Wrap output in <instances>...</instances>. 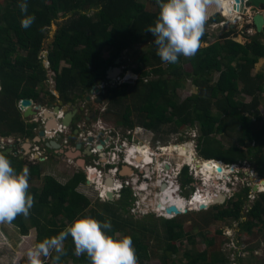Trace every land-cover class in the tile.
Here are the masks:
<instances>
[{
	"label": "trees",
	"instance_id": "16d2710c",
	"mask_svg": "<svg viewBox=\"0 0 264 264\" xmlns=\"http://www.w3.org/2000/svg\"><path fill=\"white\" fill-rule=\"evenodd\" d=\"M3 1L0 2V135L3 137L13 133L24 138L36 135L35 126L23 121L18 103L24 98L39 102L41 90L38 86L49 78L46 62L55 72L57 89L63 94L79 87L82 92L90 91L92 85L106 80L108 69L116 66L115 61L121 60L125 51L154 41V36L146 29L154 25L159 12L157 0H26L28 14L34 15L35 21L24 28L21 26L24 14L18 7L20 0ZM147 2L157 10H149ZM65 16L66 20L49 46L45 47L47 29L59 17ZM217 16L220 14L214 12L209 17L217 20ZM232 34L233 30L224 31L218 41L203 46L209 40L205 30L197 54L191 58L180 56L176 64L162 62L156 53H145L138 59L144 66L136 69L135 74L140 75L136 82L125 81L122 87H108L107 101L112 106L109 113L116 112L119 116L122 109L121 123L125 127L134 129L142 126L155 133H161L162 126L172 123L176 127L197 124L200 133L198 148L205 161L236 165L253 156L258 174L264 178V122L254 113L259 105L258 94L264 91V62L261 72L253 75L255 66L264 61V32L250 36L244 31L245 44L236 42ZM107 50L110 57L104 56ZM183 64L188 65L191 71L186 72L181 66ZM145 67L150 70L145 72ZM128 71L124 69L121 80L126 78ZM215 74L219 75L216 81ZM152 75L156 78L148 81ZM170 75L190 77L198 94L180 103L176 98L180 83L172 79V88L169 87ZM240 84H243L242 91L252 96L248 104L236 100ZM247 114H255L256 119ZM230 131L236 132L238 138L228 148L212 137ZM165 135L169 136L168 131ZM164 141L168 142L167 137ZM0 155L6 156L17 172L27 163L22 156L14 152L5 153L1 147ZM38 167L37 164L30 166L31 177L39 175ZM181 176L183 186L193 190V179L189 177L187 167ZM85 182L83 172L77 173L66 184L46 175L41 189H28L34 197L28 217L36 229V244L57 235L77 216L90 215L101 222L111 221V231L104 230L107 234L123 232L130 236L138 261L150 259L151 254L144 240L135 235V230L144 236L156 234L158 240L165 239L166 253H177L175 242L186 236L183 223L176 219L178 216L172 219L158 217L162 221L163 235L152 222L133 226L120 216V211H126L131 205L133 192L129 188L123 190V199L119 203L104 201L99 204V209H94L91 199L77 190ZM250 191V188H244L243 194L237 195L232 209L222 210L212 219L242 218ZM247 215L258 221L257 225H264V193L259 194ZM11 222L23 236H28L30 229L23 215ZM69 238L64 242L66 254L61 256L59 264H90L86 254L75 255L74 244L68 241ZM55 255L47 258L52 259ZM186 257L188 264H201L195 255L186 253ZM47 258L42 257L43 264H52V261L47 262ZM217 262L225 264L226 257L217 255L210 263L203 264Z\"/></svg>",
	"mask_w": 264,
	"mask_h": 264
},
{
	"label": "rangeland",
	"instance_id": "374dc122",
	"mask_svg": "<svg viewBox=\"0 0 264 264\" xmlns=\"http://www.w3.org/2000/svg\"><path fill=\"white\" fill-rule=\"evenodd\" d=\"M0 2L3 3L4 1L0 0ZM147 8L151 11L157 10L156 7L151 4V2H147ZM218 13L220 14V16H217V20H213L211 17H209L208 21L206 22L205 30L209 34V40L206 43H203V46H208L218 41L219 38H221L223 32L228 30H233V34L231 37H233L236 42L242 44H245L247 42V39L243 36L244 31L250 36L256 35L254 30H252V34H249L248 30L250 28L246 26L247 18H245V13L239 14L238 12H236V14H238L240 18V20H235L238 22V24L236 25L232 24L231 20H227L228 17H232L233 19V13H230L229 11ZM66 18L67 16L59 17L56 22L47 29L48 38L45 47L49 46V43L52 41L58 29L61 27ZM148 52H150L151 54L156 53V46L153 44V42L140 44L134 50H127L122 54V57L125 61L123 67L124 69L129 70L128 72H126V79H131L132 82H136L135 80L138 79L140 75L135 74V71L136 69H138V67L144 66L141 62L138 61V59ZM110 55L111 54H109L108 50L104 52L105 57H110ZM153 61L155 60L153 59ZM263 62L264 61H261L258 65L255 66L253 75L261 72L259 70L261 69ZM63 64L65 63H62V65ZM181 66H183L186 72L191 71V68L188 65L183 64ZM46 68L49 75V80L45 81L46 89L54 90L55 85L52 82L53 80L51 78L53 75H55V72L51 70L50 64L47 62ZM117 68L120 69L121 67L117 66ZM144 69H146L145 72L150 70L149 67H145ZM218 76V74H215L214 81L218 79ZM154 77L156 78L155 75L150 76L149 80L155 79ZM169 79H171L169 83V87L171 88L173 85L172 79H177L180 83L176 94V98L180 103L187 98L193 97L198 94V89L195 87L192 79H190V77H188L187 75L179 78L175 75H170ZM122 81L124 82V78L121 81H119L118 77L116 78V83H120ZM100 87L104 88L106 86L102 84ZM242 88L243 84H240V89L236 96V100L248 104L252 101V96L244 93L242 91ZM48 93L52 95V92L45 91V99H48V97L50 96ZM67 93L69 98L74 100L76 104H81L83 106L87 104L86 96L91 95L88 90H83L82 92L80 90V87L76 91L71 90V92ZM258 95L259 105L254 113L258 115L261 121L264 122V91L262 93H259ZM75 97L78 98L75 100ZM91 97L92 99L96 98L94 94H92ZM42 100L43 98L41 97L39 101L42 102ZM18 106L20 109V101L18 103ZM96 109H98V112H100V114H98L95 121H93V124L103 125L104 127H102V129L106 131L104 135L108 134L106 136L114 134V137L109 143L110 148H107L104 151L99 149L100 151H102L101 161H99V155L92 154V156L90 157H85L83 154H80L78 152H76L73 157H67L66 155L68 154V152H75L72 149L63 152L62 154H58L52 149L48 150V152L46 151V153L44 152L38 155V152H43L45 150L42 146L43 144H32L29 146L25 145L26 138L23 140V143H16V147L12 149L11 144L9 146L6 145V149H4V151L8 150L9 152H14L22 156V159L27 162L24 167H27L29 169L30 174V166L32 164H37L39 166V175L33 177L29 175L28 177L29 188L37 187L38 189H41L44 185V178L46 175L55 178L62 184H66L74 174L79 172H83L85 174L86 171L89 180L86 177V182L83 185H80L77 190L91 199L92 208L99 209V204L104 203V201L106 200H102L99 198L100 191L99 189H97V187L101 188L99 187V183L104 186L106 183L105 175H109L105 173L108 170V167H106L103 163L99 164V162H102V159H105L104 162H120L121 156L118 154L120 150V153L123 152L125 156L129 157V153L133 149H139V147H150L149 149L150 152L152 151V157L154 158L155 163H157L158 165L156 174L154 178H151L149 183L146 184V191L140 193L139 191L137 192L134 182L130 178L124 177L125 179L127 178V181H130L129 189L131 191L133 188L135 189V191H133L136 197H134V193H132V198L130 200L131 205L127 207L126 211H120V216L123 221L131 222L133 226L134 224L135 226H138L140 223L149 225V223L152 222V224H156V226L158 227V231L161 235H163L164 229L162 227V221L161 219H159L161 217L155 215L152 211V203H156L153 202V200H156V196L160 195L161 188L157 185V182L160 181V176L162 175V181L164 183L170 181L172 178L170 183L173 187H175V181L180 184L182 189L181 195L186 199L193 197L195 193L206 194L207 191H210L212 195H216V191H220L217 189L218 185L221 187L223 186V188H225V190H228L229 192H221L219 195L225 196V199L222 202L210 206L206 210L192 211L186 213L185 215L181 212V214L177 215L178 217L176 219L183 223L186 236L175 242L178 249L176 254H169L164 251V248L166 246L165 239L158 240L156 234H146L144 236L141 232L135 230V235H138V237L144 240V243L149 247V254H151L150 259L138 261V264H188L189 260L186 257V253L195 255L197 259L199 258V262L201 264L210 263L212 259H214V257L217 255H223L226 257L227 262L225 264H264V225H257L258 221H255L252 217L247 215V213L254 205L255 201L258 199L259 194L264 193L253 191L254 185L262 186L261 180H264L258 174L256 161L253 156H250L246 161L242 163H237L236 165L232 166L234 167V169H231L232 167H228L232 171V173L227 176L226 180H221L220 182H210L207 178L198 175L197 170L193 169L192 166H189V164H187L188 162H186V158L180 157V155H178V152L169 153L168 151H166L167 148L172 146L186 145L194 150L197 158L204 160L198 148L197 138L199 137L200 133L198 131L197 124L194 126L183 125L181 127H176V125L172 123L170 126H162L161 133L152 134L145 131V129L141 128L140 126H136L132 130H129L127 127H125L124 124L121 123V115L123 114L122 109L119 116L116 114V112L109 114L105 113V111H103V109H105V104L101 106V108L99 107ZM214 113L216 112L214 111ZM255 114L247 115L255 120ZM21 115L24 122L25 120L32 121L34 119L39 120V118H41L39 113L26 118L23 116L22 110ZM82 121L78 122V124L83 125ZM90 125L91 124L87 123V126ZM95 127L96 126H93V128ZM88 130L91 131V128H88ZM36 131L37 130L34 129L35 134H37ZM167 131L169 136L165 135ZM129 133L136 136L132 141H127L125 140V138H123V135ZM89 134L90 133L84 134L82 138L75 137L73 145L77 142L83 141V138L86 140ZM94 134L96 133L94 132ZM237 135L238 134L236 132L230 131L225 134H214L212 137L220 141L226 148H228L237 142ZM165 137H167L168 142L164 141ZM9 138L13 140L12 144H15L14 140L16 138V134L14 133L7 137H3L2 135H0V144H8ZM95 142L97 143L98 141ZM249 143L250 142H248V144ZM123 145L124 148H121V146ZM162 145H165V147H162ZM24 146L25 148H23ZM211 161L215 162L217 165L218 163H222L215 160ZM222 164L226 165L225 163ZM153 165L156 168V165ZM185 167L188 168L189 177L193 179V183L191 184L193 190L188 186H183L181 175L179 179L177 178L178 173H182ZM90 173H92V175L95 174L94 177L97 178V180H92L90 177ZM116 180L117 179L113 180L115 187L118 184ZM202 186L204 187V189L202 188ZM244 188H250L251 191L249 192L247 201L244 203L242 218L236 219L234 217H226L222 220H213V215H216L222 210L233 208L234 203L237 202L238 199L237 195L239 193L242 195ZM114 194V199L111 201L108 200V202L119 203V201L123 199L121 196L122 192H120L119 194L115 192ZM137 203H140V208H144L145 210H141L140 213H138L137 210L133 211V208H135L134 206ZM150 215L152 216L149 217ZM25 221L30 229L28 236H23L20 229L10 222L0 223V264H27L26 254L30 248L35 247L37 233L36 229L31 225V218L25 217ZM128 231L131 232V230L129 229ZM119 234L124 235L123 232H119ZM68 241L72 242V239L69 238ZM231 248H235L238 250L237 252L239 253V259L237 258L236 260V257L231 254ZM53 254H55L54 251L50 256H52ZM46 260L48 263H51L52 261L51 257L47 258ZM216 264L221 263L217 262Z\"/></svg>",
	"mask_w": 264,
	"mask_h": 264
},
{
	"label": "clouds",
	"instance_id": "9594fccd",
	"mask_svg": "<svg viewBox=\"0 0 264 264\" xmlns=\"http://www.w3.org/2000/svg\"><path fill=\"white\" fill-rule=\"evenodd\" d=\"M157 4L158 17L154 25H150L146 30L154 36L153 44L156 46V55L161 61L176 64L180 56L191 58L197 54L210 14L231 12L236 3L235 0H157ZM18 7L24 14L21 26L30 27L35 21V16L28 14L26 0H20ZM239 12L245 13V18L248 12H254V16L258 13L254 8H244L242 12ZM236 19H239V15L235 13H233V19L232 17L227 18L235 25L238 24ZM246 26L250 28L249 31L254 30L256 34L254 22L253 25L246 24ZM29 175L27 167L17 172L10 160L0 155V223L11 222L19 215L29 216L30 209L34 205V197L28 192ZM140 187L141 191L146 190V185ZM202 188L204 189L203 186ZM177 195L183 198L181 193ZM190 199L185 198V201L188 202ZM172 218L174 217L166 219ZM111 229L110 220L101 222L90 215L77 216L57 235L45 238L35 247L30 248L26 254L27 264H43L41 257L47 258L53 251L56 255L52 258V264H59L61 256L66 254L64 242L69 237L74 244L75 255L86 254L90 264H138L132 238L119 233L110 235L104 231L110 232Z\"/></svg>",
	"mask_w": 264,
	"mask_h": 264
},
{
	"label": "flooded vegetation",
	"instance_id": "af4514ba",
	"mask_svg": "<svg viewBox=\"0 0 264 264\" xmlns=\"http://www.w3.org/2000/svg\"><path fill=\"white\" fill-rule=\"evenodd\" d=\"M121 62L122 63H120L119 66L123 70L124 69V67H123L124 58L123 57L121 58ZM144 71H146V69H144ZM123 74H124V70L118 76L119 81H121ZM51 79L53 80L52 82L55 85L54 90H49V89L47 90L46 86H45V82L42 85L38 86V88L41 90V97L43 98V100H42V102H40V101L38 102L37 100H35L36 103L33 100V106L34 107L38 106V105L42 106L38 110L41 118H39V120L34 119L32 121H28V120L26 121L25 120V123L27 125L32 124L35 126L34 129L37 130L36 131L37 134L35 135L36 137L34 136V137L26 138L25 144L28 146L32 145V144H43L42 146L45 149L44 150L45 153H46V151L48 152V150L53 149L54 152H56L58 154H62L63 152L72 149L75 152H68L67 155L73 153V156H74V154L76 152H78L80 154H83L85 157H90V156H92V154H94V147L96 150H99L98 147L102 146V149H100L102 151H104L105 148L109 149L110 148L109 143H110L111 139L114 137V134H110L109 136H106L108 134L104 135L106 133V131L102 129V127H104V126L93 124V121H95L98 114H100V112H98V109H96V108H99V107L101 108V106H103L104 104H105V109H103V111H105V113L109 114V111L111 110L112 106H110L109 102L107 101V90L109 88H115L116 86L118 88L122 87L121 85L123 84L122 83L123 81L120 83H116V80L111 82V80L106 77L105 81L99 82L95 85H92L91 90L89 92L91 95L94 94L96 96V98L92 99L91 95L86 96L87 104L83 106L81 104H76V102H74V100L70 99L67 94L65 95L57 89V76L56 75H53ZM138 79H139V77H138ZM138 79H136V80H138ZM48 80L49 79H47L46 81H48ZM150 80H148V81H150ZM125 81H131V79L125 78L124 82ZM102 84H104L106 87H104V88L100 87ZM0 89H1V84H0ZM45 91L52 92V95H50L48 93L50 95L48 97V99L44 98L45 97ZM43 93H44V95H43ZM56 95H57V97H56ZM77 98L78 97H75L74 99L76 100ZM92 104H94V105H92ZM73 106H76L78 108V110H77L74 118L71 121V125L70 126H64L62 124V118L68 111L73 110ZM56 107L59 108L60 114L61 113L63 114L62 116L58 112H56ZM45 111L47 112L46 114H45ZM105 113H103V114H105ZM82 118H83V121H82ZM51 121H55L57 125L49 127L48 124ZM81 121H82L83 125L78 124V122H81ZM87 123L91 124V125L87 126ZM93 126H96V127L93 128ZM140 127L145 129V131H147V132H150L152 134L155 133L151 130H148L147 128H144L142 126H140ZM88 128H91V131L88 130ZM129 130H132V129H129ZM41 132H44V134H41ZM94 132L96 134H94ZM86 133H90L88 135V137L86 138V140L83 138V141L77 142L73 145L75 137L82 138V136ZM101 137H103V138H101ZM135 137L136 136H134V134H131V133L123 135V138H125V140H127V141H132ZM24 139H25L24 137H20V136L16 135V138L14 140L15 144H11V148L16 147V143H23ZM95 141H98V142L96 143ZM122 147L124 148V145L121 146V148ZM145 147H147V146H145ZM162 147H165V145H162ZM120 151L118 152V154L121 156L120 162L119 161L118 162H113V161L104 162L105 159L104 160L102 159L105 166L108 167V170L105 173L109 174L111 177L112 171L117 170L116 171L117 172L116 178L118 180L122 181L123 185H124V181H127V178L131 177V180L136 185L135 187L137 189V192L138 191H139V193L144 192V191L139 190V187L141 185L148 184L150 179L154 178V176L156 174L157 167H158L157 163H155L154 158L151 156V160H150L151 165H149V163H148V164H142L141 166H137L134 164L135 163L134 159H132L130 162H128L127 161L128 157L125 156L123 154V152L120 153ZM142 162H144V161H142ZM153 164L156 165V168ZM127 165L132 168V173H133L132 175H122V171L124 170V167ZM76 174H74L72 176V178ZM85 175H86V177L88 175L86 171H85ZM198 175H201V174L198 173ZM124 177H127V178L125 179ZM160 180H162V178ZM129 186H130V181H129L128 186H125L124 189H126V188L128 189ZM123 190L121 192H123Z\"/></svg>",
	"mask_w": 264,
	"mask_h": 264
},
{
	"label": "bare ground",
	"instance_id": "6f19581e",
	"mask_svg": "<svg viewBox=\"0 0 264 264\" xmlns=\"http://www.w3.org/2000/svg\"><path fill=\"white\" fill-rule=\"evenodd\" d=\"M235 5L233 7L234 10L231 11L230 13L236 14V12H238L240 14V12L236 10ZM55 125H57L55 121H51L48 124L49 127H52ZM166 151H168L169 153L178 152V155H180V157L186 158V162H188L187 164L192 166L193 169H196L197 173H199V174H201V176L207 178L208 181H210V182H220L221 180L224 181V180H226L227 176L232 173V171L228 168V166L226 167V165H224L222 163H218V165H217L215 162H213L211 160L205 161V160H201V159L197 158L194 150L189 148L186 145L172 146V147L167 148ZM151 152H150L149 148H140L139 147V149H133L130 151V153L128 152L129 157H128L127 161L130 162L132 159H134V161H135L134 164L137 166H141L142 164H148V163H149V165H151V161H150L151 156H152ZM67 156L73 157V153L69 154ZM155 156H156V154H155ZM142 161H144V162H142ZM218 167H221L223 171L219 172ZM231 169H234V167H232ZM90 174H91L90 177L92 180H97V178L94 177L95 174L94 175H92V173H90ZM132 174H133L132 168L128 165L125 166L124 170L122 171V175H132ZM160 177L163 178V175ZM108 178H111V179H108L104 186H101L99 183L101 188L97 187V189H99V191L103 193V197H106V198H107V196H106L107 191L112 193L113 195H115L114 193H115L116 189L119 187L118 184L115 187L114 181H113L112 177H110V175L108 176ZM130 179H131V177H130ZM111 181L113 184L111 183ZM261 184H262V186H257V187L261 192H263L264 191V180H261ZM217 189L220 190L219 192L216 191L217 193H221V192L225 191V189L219 185L217 186ZM161 190H162V193L160 195L156 196L157 199L153 200V202H156V203H152V206H153V208L157 209L159 212H164V213L166 212V209L168 207H170L171 205L177 206L178 209H180L182 213H188V212H192V211H200L201 210L200 206H205V208L207 209L213 203L222 202L225 199V196H223V195L217 194V195H219V197L216 195L218 197L217 198V197H215V195H212V193L210 191H207L206 194H203V193L195 194L187 202V201H185V199H181V197H179L177 195V193H175V188L172 186L171 183H170V185H168L166 183V188L161 189ZM166 216L169 218L175 217L174 215H166Z\"/></svg>",
	"mask_w": 264,
	"mask_h": 264
},
{
	"label": "water",
	"instance_id": "95a60500",
	"mask_svg": "<svg viewBox=\"0 0 264 264\" xmlns=\"http://www.w3.org/2000/svg\"><path fill=\"white\" fill-rule=\"evenodd\" d=\"M235 8L239 11H243L244 8H254L258 11V13L254 16L253 18V22H254V26L256 28V33H263L264 32V0H235ZM121 63L120 59H117L115 61L116 66L115 67H110L107 71V78L111 80V82L115 81L116 78L122 73V68H117V66L119 67V64ZM41 105L38 106H33V100L29 99V98H24L20 101V109L23 111V116L24 117H30L32 115H35L38 112L39 108H41ZM78 108L76 106H73V110L72 111H68L62 118V124L64 126H70L71 125V121L74 118L76 112H77ZM59 108L56 107V112H59ZM47 112L45 111V114ZM53 120V119H52ZM41 134H44V132H41ZM99 149H102V146L98 147ZM12 149V148H11ZM10 149V150H11ZM5 153L9 152L4 151ZM218 171L222 172V168L218 167ZM112 183V181H111ZM113 184V183H112ZM166 188V185L162 186V189ZM253 191L254 192H259V189L257 187V185H254L253 187ZM106 196L108 198V200H113L114 199V195L110 192L107 191ZM219 203V202H216ZM213 203L211 206H213ZM210 207V206H209ZM200 211L206 210L205 206H200ZM208 209V208H207ZM166 213L169 215H179L181 214V210L178 209L177 206L171 205L170 207H168L166 209Z\"/></svg>",
	"mask_w": 264,
	"mask_h": 264
},
{
	"label": "built area",
	"instance_id": "2783aa9c",
	"mask_svg": "<svg viewBox=\"0 0 264 264\" xmlns=\"http://www.w3.org/2000/svg\"><path fill=\"white\" fill-rule=\"evenodd\" d=\"M253 16H254V12H248V15H247V24H250V25H253ZM240 19V18H239ZM250 32H252V30H250ZM61 116L63 115L62 113L60 114ZM61 128V127H60ZM3 140V139H2ZM12 139H8V144H0V147L4 150V149H6L5 147H6V145L7 146H9L10 144H12ZM15 143V142H14ZM26 145V144H25ZM23 148H25V146L23 147ZM107 148H105L104 150H106ZM42 153H44V151L43 152H38V155L39 154H42ZM94 155H99L100 157H99V161H101V156H102V151H100V150H96L95 149V147H94ZM100 163H103L104 164V162H103V160H102V162H99V164ZM105 165V164H104ZM117 170H114V171H112V175H111V177H112V179L114 180V179H117L116 178V175H117V172H116ZM108 176L109 175H105V180L107 181V179H108ZM172 177V176H171ZM179 177H180V173H178V175H177V178L179 179ZM88 180H89V178H88ZM171 180H172V178H171ZM171 180L170 181H168V182H163L162 180H160L159 182H157V185L162 189V186L163 185H166V183L168 184V183H170L171 182ZM117 182H118V185H119V187L116 189V191L115 192H117L118 194L124 189V187L125 186H128V184H129V182L128 181H124V185H123V182L122 181H120V180H116ZM164 181H165V179H164ZM174 183H176V184H174L175 185V192H177V193H181V186H180V184H178L176 181L174 182ZM97 184V183H96ZM100 185L102 186V184L100 183ZM168 185H170V184H168ZM117 186V185H116ZM223 187V186H222ZM128 188H130V186L128 187ZM132 189V188H131ZM142 188L141 187H139V190H141ZM160 189V194L162 193V190ZM225 189V188H224ZM135 191V189L133 188L132 189V192L134 193V191ZM226 192H229L228 190H225ZM214 193V192H213ZM195 194H197V193H195ZM217 194H220V193H216V195ZM215 195V197H219V195H217L216 196ZM99 196H100V198L102 199V200H106V201H108V199L106 198V197H103V193L102 192H100L99 193ZM134 196H135V193H134ZM136 197V196H135ZM217 197V198H218ZM181 199H185V198H181ZM145 206H146V204H145ZM135 208H133V211H135V210H137V212L138 213H140V211L141 210H145L144 208H140V203H137L135 206H134ZM152 211L154 212V214L155 215H157V216H159V217H164V218H168L166 215H169V214H167L166 212L164 213V212H159L157 209H155V208H153L152 209ZM175 215V214H174ZM238 250L237 249H235V248H231V254H233L235 257H236V260H237V258L239 257V253L237 252ZM235 257H234V259H235ZM235 261V260H234Z\"/></svg>",
	"mask_w": 264,
	"mask_h": 264
},
{
	"label": "crops",
	"instance_id": "0c3cea01",
	"mask_svg": "<svg viewBox=\"0 0 264 264\" xmlns=\"http://www.w3.org/2000/svg\"><path fill=\"white\" fill-rule=\"evenodd\" d=\"M108 179H111V178H108ZM108 179H107V180H108ZM106 182H107V181H106ZM99 187H100V185H99ZM10 223L13 224L12 222H10Z\"/></svg>",
	"mask_w": 264,
	"mask_h": 264
}]
</instances>
